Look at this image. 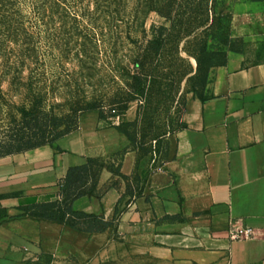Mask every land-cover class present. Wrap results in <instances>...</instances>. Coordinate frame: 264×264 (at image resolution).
Segmentation results:
<instances>
[{"label": "crops", "instance_id": "0c3cea01", "mask_svg": "<svg viewBox=\"0 0 264 264\" xmlns=\"http://www.w3.org/2000/svg\"><path fill=\"white\" fill-rule=\"evenodd\" d=\"M110 118L87 114L52 145L0 157V264L105 262L125 256L117 252L121 246L156 256L199 253L226 264H264V58L250 63L231 53L214 92L188 97L182 125L151 171L150 153L134 149L117 128L131 120ZM88 157L121 163L128 178L104 168L98 189L114 185L100 197L77 198L73 207L111 219L118 205L113 226L82 232L22 214L21 206L61 199L68 167ZM235 228L255 234L232 238Z\"/></svg>", "mask_w": 264, "mask_h": 264}, {"label": "rangeland", "instance_id": "374dc122", "mask_svg": "<svg viewBox=\"0 0 264 264\" xmlns=\"http://www.w3.org/2000/svg\"><path fill=\"white\" fill-rule=\"evenodd\" d=\"M137 5L138 0H129L124 6L130 20ZM82 7L93 10L95 3L84 0ZM219 7L231 13L229 21H225L229 27L227 35H222V30L204 34L205 37L202 34L204 49L197 52L199 63L195 55L184 48L187 38L183 39L179 52L165 55V65L158 67L157 90L142 98V102L130 103L125 117L126 112L121 107L128 79L120 67L125 65L133 48L126 38L127 21L120 22L114 35L107 36L103 42L101 20L86 16L75 18L73 13L43 20L31 15L24 17L20 20L24 30L17 40L10 41L8 50L14 54L11 68L4 65L0 55V137L10 125L20 122L24 109L34 111L31 118L37 117L44 127L50 122V116L60 118L59 129L67 126L69 130L63 136L74 132L84 116L98 115L101 110L112 117L110 122L117 121L118 116L133 121L128 125L129 132L149 147L147 171L155 169L164 158L167 138L181 121L188 97H204L214 92V83L229 55L242 54L250 63L264 58V0H223ZM28 11V5H24L23 12L28 14ZM165 23L166 19L157 11H148L131 34L142 37L146 31L151 35L152 25ZM203 28L201 26L199 31ZM84 41L94 45L87 52L88 57H84L79 46ZM115 42L117 46L113 47ZM29 47L34 48L36 51L32 53L39 54L42 60L35 63L30 58L23 64L15 62L17 54ZM91 107L96 110L91 111ZM117 252L127 254L105 262L78 264H226L199 253L156 256L151 251L140 252L136 247L125 251L122 246Z\"/></svg>", "mask_w": 264, "mask_h": 264}, {"label": "trees", "instance_id": "16d2710c", "mask_svg": "<svg viewBox=\"0 0 264 264\" xmlns=\"http://www.w3.org/2000/svg\"><path fill=\"white\" fill-rule=\"evenodd\" d=\"M84 0H0V55L3 56L5 66L11 68V58L14 55L9 51L10 41L17 40L24 30L20 27V20L29 15L36 19H45L59 15L64 17L73 13L76 16H86L92 20H101V40L106 42L107 36H113V32L118 29L120 22L127 21L129 32L126 38L133 48L127 57V62L120 69L128 79L126 83L124 105L122 110L129 107L130 102L140 100L151 95L157 90L156 71L158 67L165 65V55L179 52L181 41L186 39L187 50L194 54L198 63L200 58L197 52L203 50L204 39L202 34L209 35L215 31L222 30V35H227L228 26L226 20L231 17L230 11L220 8L223 0H138L137 8L132 20L127 17L124 6L129 0H93L95 8L90 10L83 8ZM261 1V0H253ZM28 5V14L23 12V6ZM155 10L166 19L165 24L152 25L151 35L144 31L142 37H133L131 31L139 25L142 15L148 11ZM203 15L202 18H199ZM128 18V19H127ZM204 28L199 31V28ZM204 35V37H205ZM117 39L119 36L116 37ZM84 57H88L87 52L94 45L84 41L79 43ZM116 42L113 47H116ZM192 48V49H191ZM34 48L21 50L17 54L15 62L25 63L32 58L35 63L42 59L39 54L32 53ZM115 52V50H114ZM127 56V55H126ZM11 66V67H10ZM200 97V96H198ZM204 97H200L204 99ZM90 110H96L91 107ZM89 111V110H88ZM34 111L23 110V116L19 123L10 125L3 137H0V157L26 151L45 144H54L63 134L68 133L67 126H62L60 118L50 116L45 127L40 120L31 118ZM101 118L108 117L104 111L99 110ZM133 121H124L117 125V128L129 139L131 146L147 155L151 151L143 142L129 132L128 125ZM182 125L179 122L178 127ZM122 154V153H121ZM119 161L120 154L117 155ZM120 164L100 158L88 157L84 163L71 165L68 167L65 178L59 185L61 199L49 202L33 203L20 208L23 215H29L37 219L48 220L56 223L67 224L82 232H103L114 225V221L119 213L118 205L115 208L114 216L106 219L103 214L77 210L73 207V202L81 196L100 197L115 182L98 189V182L101 171L109 168L115 175L127 179L120 171ZM89 182H91L90 186ZM142 190L138 189L137 194Z\"/></svg>", "mask_w": 264, "mask_h": 264}, {"label": "built area", "instance_id": "2783aa9c", "mask_svg": "<svg viewBox=\"0 0 264 264\" xmlns=\"http://www.w3.org/2000/svg\"><path fill=\"white\" fill-rule=\"evenodd\" d=\"M255 234L254 229L252 228H235L231 231V237L232 238H247V237H251Z\"/></svg>", "mask_w": 264, "mask_h": 264}]
</instances>
